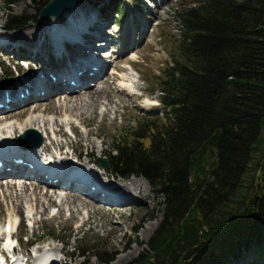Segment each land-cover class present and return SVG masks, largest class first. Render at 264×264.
<instances>
[{"label": "trees", "instance_id": "trees-1", "mask_svg": "<svg viewBox=\"0 0 264 264\" xmlns=\"http://www.w3.org/2000/svg\"><path fill=\"white\" fill-rule=\"evenodd\" d=\"M87 1L106 16L126 7ZM176 17L179 34L152 81L161 111L132 118L102 157L117 180L139 176L164 198L163 220L129 264H233L244 251L260 264L264 186L251 182L234 196L257 168L256 155L264 157V0H182ZM24 19L10 14L7 27L21 28ZM91 246L110 260L102 242L78 251L85 256Z\"/></svg>", "mask_w": 264, "mask_h": 264}, {"label": "bare ground", "instance_id": "bare-ground-1", "mask_svg": "<svg viewBox=\"0 0 264 264\" xmlns=\"http://www.w3.org/2000/svg\"><path fill=\"white\" fill-rule=\"evenodd\" d=\"M89 5L90 3L88 4V1L84 0L72 9L67 10L60 17L44 18L37 22L34 27L26 26L18 35L10 32L17 29H6V24L3 26L0 21V30L2 28V31H0V49L5 45L24 46L25 48L27 47L28 53L32 57L31 59H37L36 62L39 61L35 66H31L29 63L30 58L25 57L28 60L26 66L28 71L29 67H35L32 71L33 76H29L26 73L24 79H21L22 82L19 81L18 87H7L5 90H0V101L4 100L7 94L10 98L8 109H0V134L7 132L3 137H0V139H4L0 141V160L4 163V167L0 169V218L3 220L6 218V222L3 221L4 224L2 226V223H0V239H4L5 234H8L7 244L11 243V236H13V241L20 240V247L17 248V251L20 256L23 255L22 260L24 262L34 258L33 249L29 253L24 252L23 249L22 236L24 233L21 232V226L24 227L26 219L29 222H34L32 232H35L37 225L42 226L38 224L39 221L36 218L35 223V216L48 214L50 210L52 211L58 207V212H51L49 216L58 214L59 218H62V211L60 210H62L63 205H68V210L71 212L73 220H76L84 209L88 211L87 219L81 221V227L91 218L90 208L103 209L105 205H113L109 210L111 214H113V211L116 213V218L119 221L125 210H117V208L130 205L132 200L136 201L138 199L137 201H142V199H147L144 197L142 184L140 183L142 180L145 181L143 178L139 180L140 182L123 184V182H119L114 178L109 180L107 174H111L110 171L108 173L104 171V177L100 180L87 165V160L85 161L86 163H82V161L74 162L76 157L80 158V150L75 145L74 140L82 141L85 136L81 133L83 131L79 129V125L82 124V127L87 126L88 118L92 119V116L98 113L103 95L109 96L108 85H102L106 84L104 77L112 76L114 80L118 77L116 73L120 72L117 70L118 72L102 77V71L107 65L105 56L101 58L102 54H99L101 46L119 41L106 35L103 28L106 22H102L103 18L98 11H95V15L96 17L99 16L100 20H97L94 14L91 16L87 14ZM1 18L2 15L0 13V20ZM84 21L86 22L85 24H83ZM132 29L133 26L131 25L125 36L131 37L134 35ZM39 35L43 38L42 43L39 41ZM98 39L100 41L96 43ZM48 44L50 45L49 50L47 48ZM133 44L130 43V45ZM76 46L80 48L79 52L76 51L78 48H75ZM7 50L14 51L11 47H8ZM84 53L87 58H85ZM41 55L43 57H40ZM110 61L112 62V60ZM42 62L45 64L55 62V65L58 63L59 66L57 67L59 68L44 67L42 66L43 64L41 65ZM128 63L136 71L134 62L128 61ZM37 65L42 68H38ZM94 67H97L96 71L93 70ZM16 68L19 71L18 76H22L25 69L20 65H17ZM48 69L51 70L47 71ZM53 77H56V80ZM29 78L33 79L30 80ZM99 78H101V86L96 84V79L98 81ZM71 80L75 81L76 85H73L70 82ZM91 82H95V86L90 87ZM21 89L23 91H20ZM19 91L25 93V98L19 96ZM74 93L75 95H72ZM56 94L57 96H54L56 98V108L55 105L52 108L46 105L43 107L34 106L43 104V100H50L51 98L49 97ZM109 101L111 102V99ZM29 102H33V104L28 105L30 104ZM19 107L21 108L6 114ZM29 107L30 109H24ZM108 111L107 108L103 115L107 114ZM54 114L63 117L75 116L79 123L68 121L66 118L59 121ZM49 115L55 117V128L51 126L53 119L48 117ZM66 125L71 126L73 137H69L70 135L65 129ZM3 127L4 129L2 130ZM33 128L40 130L45 138L37 150L28 145L26 146L22 142L14 143L12 141L11 137L18 141V135L21 132ZM8 132L10 134L13 132L14 136L8 134ZM86 141L91 145L93 148L92 152H94L96 144L91 139ZM104 143L100 141L99 152L104 150L101 148ZM59 154H61V157L56 159ZM40 155L48 156L52 161L45 165L40 161ZM92 155L89 152L88 158L92 157ZM70 157L71 159H69ZM15 159H22L24 162L18 163ZM95 161L98 162L97 160ZM98 164L95 163L94 167L99 170L103 168L100 164L98 167ZM103 169L106 170L107 168ZM135 179L133 180L135 181ZM119 184L121 188H119ZM26 203H31V209L26 206ZM34 210L35 213L33 212ZM24 214H28L29 219L26 217L24 220ZM56 217L57 215L53 216L51 220ZM19 220L20 226L16 230ZM102 220L103 217H101ZM96 223L99 226L98 220H96ZM7 225L11 226V231L5 230ZM104 225L102 221V226ZM119 225H122V223H119ZM55 240L53 238V241ZM34 241L35 239L33 238L29 239V242ZM45 246L50 248L47 249L43 246L36 248L42 254L41 259H44L50 252L54 251L57 254V258L52 260V262H42L50 264H80L77 258L66 252L64 242L61 245L48 243ZM48 251L50 252L48 253ZM0 253L4 256L9 255V251L5 249L4 245L0 248ZM133 255L132 252L127 251V253L119 255L120 257L116 259L115 263L123 264L125 261L130 260ZM68 256L70 260H67Z\"/></svg>", "mask_w": 264, "mask_h": 264}, {"label": "rangeland", "instance_id": "rangeland-1", "mask_svg": "<svg viewBox=\"0 0 264 264\" xmlns=\"http://www.w3.org/2000/svg\"><path fill=\"white\" fill-rule=\"evenodd\" d=\"M47 1L48 0H16L14 4H10L8 6L5 3V0H0V13L2 15L0 20L2 22L1 25L5 26V24H7L6 21L8 16L10 14H14L23 15L25 18V23L23 22L24 24L21 29L12 30L14 35H18L21 30L25 29L26 26L34 27L37 22L43 20L38 16V11L39 8ZM181 1L182 0H126L127 8L123 15L121 13H114L110 16H107L106 18L104 17V13H102L100 10L101 4H99L97 1L88 2L90 5L87 8V14L90 16L94 14L95 18L100 20L99 16L96 17L95 15V11H98L99 15H101L103 19L105 18L104 20L102 19V22H106L103 27L105 29L104 32H106V35L112 36V38L119 41L117 45H112L113 50L105 48L99 52V54H102V56L100 55L101 58L105 56L107 65L102 71V77H104V75L106 76L107 74L110 75L113 72L120 71L116 73L118 77L114 80L112 79V76L107 78L104 77L106 84L102 85H108L107 91H109V96L106 94L103 95L102 104H100L98 108V113L93 115L92 119L88 118L87 126L83 125L84 127H82V124L79 125V129L83 131L81 133L85 135L83 140H74L75 145L78 146L80 150V158L78 157L79 160L82 161V163L87 162V165H89L90 169L94 171L95 175L100 180H102L104 177V171L107 173L108 171L103 168H100L99 170L97 167H94L95 163L98 164V162L95 161L97 160V157H103L111 150L113 139L128 123H130L131 119L136 115L148 113L156 114L161 111V105H159L158 101V94L156 92L152 94L151 91L153 89L152 81L154 80V74L157 73L168 60L167 43L169 42V38L171 36L176 37L179 34V21L177 20L176 13L178 8L181 6ZM117 20L119 21V25L110 26L111 23H115ZM85 23L86 22L84 21L83 24ZM131 25L133 26L132 30L134 31V35L131 37H128V35L125 36V33L127 34V31L130 29ZM0 31H2V28ZM39 38V41L42 43V36L39 35ZM99 41L100 39H98L96 42ZM130 43L134 44L130 45ZM49 46L50 45L48 44V50ZM12 47L14 50V46ZM77 47L78 46L75 48ZM79 49L80 48L78 47L76 51L79 52ZM24 56L28 59L30 58L29 63L31 66H35L39 62H36L37 59H31L32 57H30L28 52H21V50L19 51L18 48L12 52L8 51L7 48H1L0 80L4 79L5 77H13L17 79V73L19 72L16 71L17 65L22 66V68L25 69V72L28 71V67L26 68L27 62L24 59ZM40 57L43 56L41 55ZM85 58H87V55H85ZM110 60H112V62ZM128 61L134 62L136 71L132 69ZM41 65L44 67L49 66L52 69L59 68L57 67L59 64L57 63L55 65V62H49L47 64L42 62ZM37 67L42 68L40 65H37ZM34 68L35 67H29V72H27L29 76H33L32 71ZM24 69L22 70L24 71ZM49 70L51 69H48L47 71ZM19 77H21V75ZM33 78L29 79L32 80ZM101 78H99L98 81L96 79L97 85H100ZM22 79H24V77ZM20 82H22L21 79ZM91 83L92 84H90V87L95 86V82ZM20 91H23V89ZM72 95H75V93ZM54 96H57V94L49 97L51 98L50 100H43V104H36L34 106L43 107L46 105L49 108H52L55 105L56 108V98ZM110 99L111 102L109 101ZM29 103L30 104L28 105L33 104V102ZM20 108L21 107L16 108L15 110L7 112L6 114H10ZM107 108L109 110L108 113L103 115ZM24 109H30V107ZM54 115L59 121L66 118L68 121H74L76 124L79 123V120L75 116L72 117L70 115L63 117L61 115ZM44 116L46 117V115ZM48 117L53 119L51 126L55 128V117L53 115H49ZM69 126L70 125H66L65 129L69 133V137H73V133L69 131ZM4 134H7V132ZM8 134L10 133L8 132ZM10 135L14 136L13 132ZM87 139L93 140V142L96 144L94 152H92L93 148L91 145L86 141ZM100 141L103 143L105 142L101 146V148L104 149L102 152L98 151ZM263 147L264 145L262 148ZM89 152H91L93 155L92 157L88 158ZM259 157L261 156L256 155L254 162L252 163L253 166L255 161L258 162L259 164L256 165L257 168L253 171H250L246 175V187L242 191L238 192L234 198L240 199L244 194H246L247 185L251 182L258 187L260 185L264 186V180L261 182V184H259V172L257 170L258 168L260 171L264 170V157ZM69 159H71V157ZM107 176L109 180L114 177L109 173ZM140 178L141 177L139 176H131L126 180L118 179V181L123 182V184H126L127 182L136 183L140 182L139 180H142V178ZM114 179L116 178L114 177ZM133 179H135V181ZM142 182L140 183L142 184L144 197L147 199H142V201H137L138 199L136 201L132 200L130 205L117 208V210H125L121 220L119 221L116 218V213L113 211V214H111V211L109 210L113 207V205H105L103 206V209L90 208L91 218L81 227V221L87 219L88 211L86 209H84V211L82 210V214H79L77 219L73 220L71 218V212L68 210V205H63L62 210H60L62 211V218H59L58 214H56L57 217L51 220V218L56 215L49 216L51 212H58V207H54L55 209L52 211L50 210L48 214H38L35 216V223L36 218L39 221L38 224L42 225H37L35 232H32L34 228L31 225V221L28 222L26 219L24 227L21 226V232L24 233L22 236L24 252H32V249L28 248L29 245H27V243H30L27 242V240L33 238L38 240L33 244L54 243L55 245H61L64 242L66 252H69L70 255H72L74 258H77L80 264H116L115 261L120 257L119 255L130 251L134 254L133 257L123 263L129 264L146 251V246L142 243L150 240L157 230L160 222L163 220V196L159 193L157 188L156 190L155 187H152L148 182H146V180H142ZM119 188H121V186ZM26 206L31 209V203H26ZM33 212L35 213V210ZM23 216L24 220L26 217L29 219L28 214H24ZM101 217H103L102 221L105 224L104 226H102ZM96 220L99 221V226L96 223ZM0 221L2 226L4 222H6V218L4 220L0 218ZM119 223H122V225H119ZM53 238L56 240L53 241ZM84 242L95 244L98 242L104 243L107 249L111 252L110 260L108 262L101 261L98 256L95 255V251L92 249V246L90 252H88L85 256H82L78 251V246ZM34 247L35 246H33V248ZM252 254V251H244L243 255L239 256L238 260H234L233 264H250V262L253 260ZM67 260H70L69 256L67 257ZM260 264H264V260L261 259Z\"/></svg>", "mask_w": 264, "mask_h": 264}, {"label": "water", "instance_id": "water-1", "mask_svg": "<svg viewBox=\"0 0 264 264\" xmlns=\"http://www.w3.org/2000/svg\"><path fill=\"white\" fill-rule=\"evenodd\" d=\"M81 0H50L41 10L40 17L41 18H51V17H60L62 16L67 10L72 9ZM36 131L30 130L29 133H35ZM103 165L107 166L108 163L103 161Z\"/></svg>", "mask_w": 264, "mask_h": 264}]
</instances>
